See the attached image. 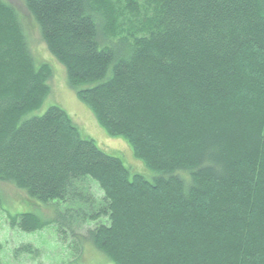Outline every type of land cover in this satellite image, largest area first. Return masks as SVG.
<instances>
[{
  "label": "trees",
  "instance_id": "16d2710c",
  "mask_svg": "<svg viewBox=\"0 0 264 264\" xmlns=\"http://www.w3.org/2000/svg\"><path fill=\"white\" fill-rule=\"evenodd\" d=\"M23 2L77 98L152 180L83 137L61 106L34 113L51 69L0 0V183L47 205L76 192L72 203L89 204L79 184L94 181L104 203L90 218L13 222L73 231L107 218L76 240L111 264H264V0Z\"/></svg>",
  "mask_w": 264,
  "mask_h": 264
},
{
  "label": "rangeland",
  "instance_id": "374dc122",
  "mask_svg": "<svg viewBox=\"0 0 264 264\" xmlns=\"http://www.w3.org/2000/svg\"><path fill=\"white\" fill-rule=\"evenodd\" d=\"M17 12L23 24L29 47L38 66H48L51 69L50 93L42 108L35 114L44 113L49 107L58 105L64 108L73 118L83 137H91L108 154L121 158L130 170L131 176L139 174L152 180V173L133 154L132 149L123 139L110 138L99 126L93 113L77 98V94L70 87L67 73L49 52L41 38L40 30L25 7L23 0H6ZM143 13L126 15V24L137 27L143 20ZM84 193L91 192L89 204L72 203V196L58 203L42 205L31 199L25 192L10 183H0V260L3 264H111L90 242L85 243V234L98 224L106 225L108 219L101 218L97 222L79 220L72 230L51 224L39 229H32V223L26 224L22 220L13 222L12 218L19 214H35L42 220L53 221L58 212L76 211L84 209L86 217L90 218L104 207L102 190L99 185L90 181L87 188L79 184ZM88 196L86 200H91ZM85 200V199H84ZM103 211V210H102ZM85 239L83 244L78 238ZM76 238L79 240H76Z\"/></svg>",
  "mask_w": 264,
  "mask_h": 264
}]
</instances>
